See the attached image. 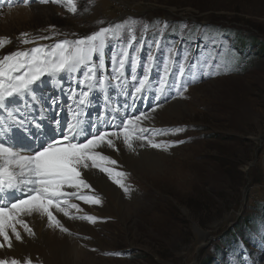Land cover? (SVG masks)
<instances>
[{
	"label": "rangeland",
	"instance_id": "rangeland-1",
	"mask_svg": "<svg viewBox=\"0 0 264 264\" xmlns=\"http://www.w3.org/2000/svg\"><path fill=\"white\" fill-rule=\"evenodd\" d=\"M72 4L76 6L75 12L71 10ZM0 6L12 7L2 11L31 8L28 15L17 19L0 15V41H3L0 59L16 51H29L64 39L75 40L100 27L135 18L134 31L122 32L119 40L113 38L107 42L110 47L106 48L105 68L96 73L97 80L104 79L103 85L97 80L81 84L80 81L85 79L81 73H60L42 78L35 86L36 93L44 89L46 92L55 89L57 93L70 90L75 104L83 107V102L88 103L87 110H98V104L103 100H110L114 105L131 97L129 92L135 85L128 65L117 79L111 72L109 60L111 55H122L124 49L145 67L147 56L154 58L149 71V90L142 99L157 101L153 93L164 75L165 61L169 63V69L174 70L176 62L182 63V58L189 54L187 67L195 61L203 69L204 75L200 71L183 96L173 90L166 101H157L161 106L155 112L151 111L153 108L147 112L151 119L141 125L165 130L167 134L157 135L155 140L171 144L167 151L149 148L133 154L122 141H116L118 150L104 149V154L117 162L111 167L125 173L123 182L129 192L100 170L92 168L89 171L103 174L112 184L109 185L111 189L97 185L95 177L91 179L84 175L85 171L82 173L90 187L81 192L101 200L99 205L91 204L93 216L97 218L91 222V229L84 227L77 231L82 237L80 245L92 255L86 257L89 262L199 264L204 256L212 253V245L221 232L238 217L255 213V203L264 200V56L260 55L263 58L253 66L237 63L234 72L228 71L230 58L233 61V53L240 51L229 37L220 40L209 37L196 45V51L185 41H177L182 55L164 44L162 35L166 26L161 23V18L199 21L192 28L203 33L208 28L201 23L203 21L234 25L233 29H244L246 34L253 33L264 41V0H71V4L69 0H29L27 3L24 0H0ZM144 25H147L146 29ZM179 33L185 39L192 38V31L183 34L182 24ZM133 38L136 43L130 47ZM156 45L160 51L155 49ZM225 53L232 56L227 55L221 60ZM157 57L160 59H155ZM194 71L193 68L196 76ZM136 75H143L140 63ZM85 91L89 93L88 97L83 96ZM168 91L166 88L165 92ZM16 103L12 100L7 105V116L8 112L13 113L11 106ZM181 106L187 109L177 113L175 110ZM152 151L157 152L158 159L164 163L160 166L162 169L146 166ZM70 198L73 201L74 198ZM81 202L80 214L86 213L88 204ZM69 231L73 232V229ZM29 238L31 246L28 248L24 239H15L11 247H0V259L16 258L23 264L28 258L33 264H46L50 254L48 246L47 250L42 246L38 234ZM16 241L24 244L23 247ZM258 251L262 253L258 264H264V249L260 247ZM51 252L56 264L73 263L56 250Z\"/></svg>",
	"mask_w": 264,
	"mask_h": 264
},
{
	"label": "snow or ice",
	"instance_id": "snow-or-ice-1",
	"mask_svg": "<svg viewBox=\"0 0 264 264\" xmlns=\"http://www.w3.org/2000/svg\"><path fill=\"white\" fill-rule=\"evenodd\" d=\"M24 2L27 3L29 0ZM69 3L71 4V0ZM71 10L76 11L74 4L71 5ZM163 23L167 25L166 21ZM135 26L136 20L132 18L107 27H100L98 31L75 40L64 39L53 45H40L29 51L6 54L3 59H0V110L7 111V105L19 96L27 98L29 93L36 91L35 86L46 76L51 78L60 73H81L85 78L80 81L81 84L97 80L96 73L105 68L106 48L110 47L107 42L113 38L119 40L122 32L134 31ZM144 27L146 29L147 25ZM2 43L3 41H0V44ZM134 43L136 41L133 38L130 47ZM109 60L111 72L117 79L124 72L126 64L128 65L131 80L135 85L129 92L134 106L135 100L142 99L145 92L149 90V71L154 58L147 56V67H145L142 61L135 56H130L129 51L124 49L122 55H111ZM138 63L141 64L143 72L140 77L136 75ZM195 67H197L195 62H190L185 68L184 64L177 61L175 69L170 70L169 63L165 61L164 75L160 79L159 87L153 93L155 99L166 101L173 90L183 96L187 86L195 82L193 73ZM97 82L103 85L105 81L100 78ZM166 88L169 90L167 93ZM88 95L87 91L83 93L84 97ZM160 106V103H157L151 111L155 112ZM7 114L9 117L14 116L11 112ZM150 119L149 113L141 111L138 115H127L126 119L122 117L119 124L109 123L103 130L91 124L87 128H82L79 121L68 124L65 130L61 127V121L53 116L52 125L54 126L49 125V130H45L41 123L32 125L25 123L23 117L19 120L13 118V123L8 125L12 131L10 137L12 144L6 146L5 142H0V188L12 190L10 200L14 201L8 206L0 205V237H3L7 246H12L9 228L14 233L15 239L21 240V234L15 225L24 224L20 218L25 215L38 214L46 217L49 228L60 229L64 233H68L69 229L64 226L61 219L57 218L59 213L69 219L95 222L97 218L94 216L77 217L69 211V209L80 211L78 204L69 203L71 196H76L87 204L101 203L98 197L86 196L80 191L82 187H90L82 176L85 169H99L126 193L129 192V188L123 182L125 173L111 167L117 162L105 155L104 149L118 150L116 141H122L123 146L133 153L138 152L139 149L149 148L167 151L171 144L155 140L157 135H166L165 130L141 126L144 121ZM4 130V124L0 123V131ZM175 143H183V141H175ZM16 148L20 150H14ZM84 175L87 173L85 172ZM69 188L76 191L71 193L66 191ZM17 190L23 198L15 196ZM24 227L28 233L32 232L27 224H24ZM0 247L4 245L0 244ZM0 264H22V262L16 258L10 261L0 259ZM23 264H33V262L25 258Z\"/></svg>",
	"mask_w": 264,
	"mask_h": 264
},
{
	"label": "bare ground",
	"instance_id": "bare-ground-1",
	"mask_svg": "<svg viewBox=\"0 0 264 264\" xmlns=\"http://www.w3.org/2000/svg\"><path fill=\"white\" fill-rule=\"evenodd\" d=\"M3 8H12V7L0 6L1 16H4L5 14L6 18H15V19H17L18 17H24L25 15H28L31 9L30 7H20L15 10L12 9L9 11H2L1 9ZM71 93L72 92L70 90L69 92L57 93L55 89H51L50 92H46L44 89L42 92L39 93H36V91L33 93H29L27 98L24 96H19L13 99L15 102H17L15 106H11V111L14 114L13 117L7 116L5 110H0V123L4 124V129H5L4 131H0V142H5L6 146H10L12 144V141L10 139L12 135V131L8 127V125L13 123V118L15 120H19L21 117H23L25 123H31L32 125H35L36 123H41L42 127L45 128V130H49V125H52L53 116H56L57 119L61 121V127L64 128L65 130H67L68 124H74L77 121H79V124L82 128H87L91 124L97 127H101V130H103V128L107 127L109 123L114 125L119 124L121 118L123 117L126 119L127 115H138L139 112L141 111L149 112L157 104V101H152L151 99L148 98L145 99L137 98L133 106L132 97H125L124 101L116 102L114 105H112L110 102L106 100H103L101 103L98 104V108H99L98 110L91 111V110H87L89 108V105L86 101L83 102L84 104L83 107L80 104L79 105L75 104V100ZM200 101H202V99H200ZM175 103L178 102L176 101ZM186 109L187 108H185L184 106H181L178 110L175 111L177 113H180ZM109 111L115 115L116 122L112 121V119L110 118ZM16 113H19V115H16ZM14 150L19 151L20 149L16 148ZM22 154H26V153H22ZM158 156H157V152L152 151V154L147 158L148 165L146 166H151L156 170L162 169L160 168V166L163 165L164 163H162L161 159L160 160L158 159ZM132 163L134 164L133 160ZM89 170L90 169H85L84 171L88 172ZM87 175L91 179L95 177L96 180L94 181L97 185L103 186V188L105 187L107 189H111L109 185L112 184L107 180V178L103 174L99 175L96 174V172L89 171ZM83 189L84 188L82 187L80 191H83ZM11 191L12 190L6 188H0V205L8 206L10 205V202H14L7 198L10 197ZM75 191H76L75 189H71V188H69L68 190V192L70 193ZM118 193L120 194L119 191L117 192V195ZM15 196L17 198H23L19 190L15 192ZM72 198H74L73 201H71V198H69V203L73 202L75 204H78L79 206L82 205V202L78 197L72 196ZM93 210L94 208L93 205L91 204H88L87 209H85L86 213H82V214H80L81 211H77L76 209H69L70 213L76 215L77 217L87 216V215L93 216ZM57 218L61 219V222L64 224V226L70 227L68 229H73V232H71L72 231L71 230L68 233H64L60 229L49 228L47 226L46 217H41L38 214H33L32 216L25 215L20 218L24 221V224H27L28 227L32 229L31 233H28L25 230L24 224L18 223L15 225V227L17 231H19L21 234V240L24 239L23 243L27 244L26 245L27 248L31 246L30 245L31 238L29 237L36 236L37 234L40 236L39 241L42 243V246L46 250L49 248L48 251L50 252V254H48L47 256V260L45 261L47 262L46 264H56L53 262V258H52L53 253L51 251L53 250H56L57 253H59V255H61L63 258L71 259L74 264H78L81 261H83L82 262L83 264H90L92 260L91 262H89L90 259L86 257L87 256L90 257L92 255L85 252L84 248L80 245L82 237L79 235L77 231L79 228L83 229L84 227L85 229H91L92 226L91 221L81 220V219H75V220L69 219L68 217H64L62 213L57 214ZM8 233L12 243L15 240V235L14 233H12L11 228L8 229ZM25 238H29V239H25ZM0 244L7 245V243L3 240V237H0ZM16 244H20V243L16 241ZM22 245L24 244H20L21 247H23ZM46 246H48V248H46ZM54 254L55 256L58 255L56 253ZM61 264H64V262H62Z\"/></svg>",
	"mask_w": 264,
	"mask_h": 264
},
{
	"label": "trees",
	"instance_id": "trees-1",
	"mask_svg": "<svg viewBox=\"0 0 264 264\" xmlns=\"http://www.w3.org/2000/svg\"><path fill=\"white\" fill-rule=\"evenodd\" d=\"M253 46L257 43L258 52H264V42L252 38ZM251 42V43H252ZM260 43V44H259ZM235 228V231L233 230ZM234 228L224 230L217 242L212 245L211 254L204 256L199 264H255L253 250L261 243V232L264 231V212L256 221L250 219L237 220Z\"/></svg>",
	"mask_w": 264,
	"mask_h": 264
}]
</instances>
